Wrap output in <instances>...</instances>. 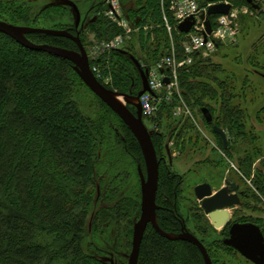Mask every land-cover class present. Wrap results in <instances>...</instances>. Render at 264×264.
<instances>
[{
    "label": "trees",
    "instance_id": "obj_1",
    "mask_svg": "<svg viewBox=\"0 0 264 264\" xmlns=\"http://www.w3.org/2000/svg\"><path fill=\"white\" fill-rule=\"evenodd\" d=\"M28 1L0 3V21L17 27L30 23L37 14ZM135 2L142 19L137 26L138 51L144 60L126 50L91 60V67L97 65L104 78L112 79L111 85L98 80L105 88L131 97L143 90L142 69L135 60L142 71H148L166 57H175L177 62L184 58L183 34L175 29L169 34L161 0ZM233 3L253 10L247 0ZM104 6L105 2L95 6L98 18L85 29L72 25L60 31L79 37L89 54L88 34L102 42L123 32L104 16ZM168 17L172 21L171 14ZM152 25L150 32L144 31ZM27 38L35 45L79 52L70 39L43 34ZM252 60L256 69L247 72L243 85L237 86L235 71L230 82L219 76L222 64H209L210 60L196 55L192 65L178 70V90L171 102L163 100L159 113L150 120L158 129L152 136L160 161L158 228L165 235L179 236L185 225L205 246L213 264H227L225 256L239 257L222 243L229 229L219 236L194 195L186 194L195 178L206 179L197 187L222 182L228 171L235 174L244 189L241 211L254 214L235 221L255 224L264 236V155L259 134L247 126L250 110L243 106L244 101L258 97L247 95L250 88L256 92L252 78L264 83V73L257 69L264 68V62ZM87 95L94 99L92 116L79 104ZM180 105L193 118L184 114L175 119L173 112ZM203 109L213 116L212 124L205 122ZM263 113L264 107L257 111L258 117ZM214 127L226 132L228 147ZM167 143L172 145L171 153H178L177 159L187 165L183 175L168 162ZM145 164L132 132L88 89L74 63L27 49L0 32V264H106L100 259L99 244L88 238L111 223L119 240L125 239L132 251L134 226L141 216L139 168L146 174ZM185 203L187 219L182 213ZM139 264L206 263L195 245L167 238L149 225Z\"/></svg>",
    "mask_w": 264,
    "mask_h": 264
},
{
    "label": "water",
    "instance_id": "obj_2",
    "mask_svg": "<svg viewBox=\"0 0 264 264\" xmlns=\"http://www.w3.org/2000/svg\"><path fill=\"white\" fill-rule=\"evenodd\" d=\"M264 1V0H263ZM247 2L254 8L259 9L253 0ZM230 11L229 6H216L208 11V16L227 15ZM204 18V17H203ZM194 25L193 20H189L178 27L180 33L188 34ZM207 33L211 34V23H206ZM0 32L9 36L21 46L38 52H45L55 55L61 59L71 61L75 64V71L78 73L88 89L97 96L109 109L112 110L132 132L138 141L145 157L146 174L139 168V177L141 182V216L134 226L132 251L129 264H139V257L142 242L149 225H152L158 232L170 239L184 240L195 245L202 253L206 264H213L205 246L194 238L191 234L172 237L162 233L157 225V193L160 181V161L153 143L152 135L148 131L144 120L143 112L139 101L147 92L151 93L149 88L147 73L141 70L143 80V90L137 97L113 93L105 88L94 75L88 54L79 37H75L66 31H53L45 29H31L17 27L0 21ZM29 34H43L55 37L70 39L79 47V52L53 47L49 45H35L28 40ZM136 65L141 68L140 63L135 60ZM169 79L164 80L168 85ZM115 96L125 98L126 104H121ZM128 106L133 107L136 113H132ZM204 119L208 124L213 123V116L207 109L202 110ZM214 132L218 134L225 147H228V138L224 130L214 127ZM240 188L229 183L226 188L217 193L208 184H202L195 188V196L202 204L205 214L208 216L211 225L218 231L223 230L231 221L229 209L233 210L241 206L238 196ZM228 247L235 249L243 258L252 264H264V236L261 229L253 224H234L230 230V238L224 241Z\"/></svg>",
    "mask_w": 264,
    "mask_h": 264
},
{
    "label": "rangeland",
    "instance_id": "obj_3",
    "mask_svg": "<svg viewBox=\"0 0 264 264\" xmlns=\"http://www.w3.org/2000/svg\"><path fill=\"white\" fill-rule=\"evenodd\" d=\"M18 1L21 4L23 0ZM135 1L137 0H124L123 3V11L126 14V18L128 19L132 32L127 33L123 29H121L123 31L122 34L116 36L115 38L109 41L102 42L96 40V37L91 34L87 35L89 43H91V47L89 48V54L95 56V53L98 51V57L95 56L96 59H92L93 62H97L101 57H103V55L109 54L113 51L122 50L129 51L132 54L134 53L137 57H140L142 58V60H144L142 53L138 51L139 39L137 38V36L139 34V31L137 26L139 25L142 19L140 15V7L136 6ZM253 1L256 3L257 6H261V9L253 8V10H251L247 6H239L240 8L246 7L247 13L242 14L238 21L239 27L241 29V33L238 37V42L234 45H223L215 53L211 54L208 58H206L207 60H210L209 64H222L224 71L219 74L221 78H227L228 81L233 82L234 76L231 71H235L237 73L236 76L239 78V82L235 79V82L233 83L237 86L243 85L247 72L256 69L255 67H257V64H255L252 59H257L258 61L264 62V3H262L263 0ZM6 2L7 0H0V3ZM28 2L31 3V7L32 9H34V12L35 14H37V16L30 23L23 24V28L60 31L61 29L72 25H76V29H85L87 25L91 24L98 18V13H96V9H94L95 6L102 2L106 3V0H29ZM45 8L48 9L47 12L44 13L42 16H38L40 12ZM104 8L106 11L107 6H104ZM19 21L20 20H18V22L16 23H19ZM150 28H154L153 25L149 28L145 27L144 31L150 32ZM119 36H122L125 40L124 44L120 47V49L105 52H102L100 50V48H104L105 43L112 42ZM256 46L258 48L255 50ZM136 51H138V53ZM95 67L100 73V79L104 80L106 85H111L112 79L110 77L104 78L98 66L96 65ZM141 69L143 70L142 67ZM257 69L264 73V68L258 67ZM252 82L253 85L251 84V87H254L256 92L253 90V88H250L247 95L249 96V98H252L255 95H257L258 97L256 101H251L250 99L247 100V102L244 101L243 106L247 105L250 110V112H247V116H249L247 126L248 128H255V131L257 132V134H259L261 139L260 144L262 145V154L264 155V113L259 115L260 118L257 114V111L264 107V83L254 78H252ZM111 92L118 93L116 91ZM93 100L94 99L92 98V96L87 95L86 99L79 103L81 109L90 113V108L95 107ZM157 106L158 114L160 111L161 103ZM61 113L63 112L61 111ZM90 114L92 116V113ZM60 115L59 119L62 118ZM173 116L175 119H179L181 117H176L175 111L173 112ZM185 116L186 115H184V117ZM112 122L114 123L113 119ZM148 124L150 126H155L151 122H149ZM203 128L204 126H202V129ZM203 130L206 131V129ZM118 131L122 132V130L120 129H118ZM169 145H171V143ZM173 164L174 170L179 174L183 175L185 171H187V165L181 162L180 159L176 158ZM231 178H233L232 180L239 181L238 177L235 176V174H232ZM195 180L196 178L193 180V183L190 184V188H187L186 190V194L189 196L190 194L194 195L196 185L200 182H204L206 179H202L199 181ZM187 211L188 204L185 203L182 207V213L185 217H187ZM239 215L241 216L254 214L245 211L239 212ZM261 217L264 218V213H262ZM170 236L177 237L176 235ZM88 241H93L97 243V245L99 244L103 251V254L101 255L100 259L106 264H129L131 250H129V248L127 247L125 239L122 238L119 240L114 223H111L109 226H104L102 232L96 233L95 235L93 234L91 238H88ZM225 259L227 261V264H252L245 261L243 258L239 260L225 256Z\"/></svg>",
    "mask_w": 264,
    "mask_h": 264
},
{
    "label": "built area",
    "instance_id": "obj_4",
    "mask_svg": "<svg viewBox=\"0 0 264 264\" xmlns=\"http://www.w3.org/2000/svg\"><path fill=\"white\" fill-rule=\"evenodd\" d=\"M106 6L105 17L125 32H132L123 11V0H106ZM216 6H230L231 9L227 15L209 17V9ZM161 7L165 27L169 34L172 35L174 29L179 32L178 27L189 20H193L194 25L188 34H183L181 41L184 51L183 60L177 62L175 57H166L148 70L149 88L153 94L146 93L139 102L143 116L150 120L157 114V105H160L163 100L171 102L174 90H178V70L184 66L192 65L196 55L206 59L215 53L219 46L236 44L241 33L239 18L242 14L247 13L246 7L240 8L233 3V0H161ZM168 14H171L172 21ZM208 20L211 23V34L207 33L206 23ZM124 42V38L119 36L114 41L105 43L104 48L102 47L100 50L102 52L118 50ZM97 54L98 51L95 53L96 57H98ZM95 56L91 55V58L96 59ZM93 71L98 78L101 77L96 67ZM165 79H169L168 85L164 84ZM162 93L165 94L162 96ZM182 107L185 105H180L176 109V117H179L183 112ZM153 130H157L155 126Z\"/></svg>",
    "mask_w": 264,
    "mask_h": 264
},
{
    "label": "flooded vegetation",
    "instance_id": "obj_5",
    "mask_svg": "<svg viewBox=\"0 0 264 264\" xmlns=\"http://www.w3.org/2000/svg\"><path fill=\"white\" fill-rule=\"evenodd\" d=\"M262 3H264V1L262 2ZM260 9H261V6H260ZM262 77H264V75L262 76ZM178 108V107H177ZM176 108V109H177ZM176 109H175V111H176ZM182 110H183V112L181 113V115L180 116H183L184 114L186 115V116H191V113H190V111H189V109L185 106V107H182ZM188 111V114H187V111ZM192 117V116H191ZM204 117V116H203ZM205 122H206V120H205ZM207 123V122H206ZM208 124V123H207ZM156 127V126H155ZM156 129H157V127H156ZM158 130V129H157ZM157 130H155V133H156V131ZM225 132V131H224ZM153 134H154V131L152 132ZM226 133V132H225ZM227 135V134H226ZM228 138V137H227ZM224 143V142H223ZM228 143H229V140H228ZM172 148V145H166V150H167V158H168V162L170 163V165H172L173 163H174V161H175V159L178 157V153H174V154H172L171 153V149ZM174 158V159H173ZM159 159V158H158ZM181 175V174H180ZM229 176V177H228ZM233 178H231V174H230V172L228 171L227 172V174H226V176L223 178V180H222V182L221 181H218L217 183L216 182H211V183H203V184H208V185H210L211 187H212V189H213V192L214 193H217L218 191H220L221 189H223V188H226L227 187V185L229 184V183H232V184H235V185H237L239 188H240V190H239V192H238V196L240 197V201H241V206L239 207V208H236V209H233V210H231V209H229V212H230V215H231V221L229 222V224L223 229V230H220V231H218V230H216L213 226V228L218 232V235L220 236L221 235V233L224 231V230H226L227 228L229 229L228 230V236L226 237H222L221 238V240H222V243H223V245L225 246V247H227V248H230V249H233V248H231V247H228V246H226L225 244H224V241L225 240H227V239H229L230 238V230H231V227L234 225V224H240V225H245V224H250V223H239V222H236L235 220L237 219V218H239L240 217V215H239V212H242L241 211V207H242V203H243V199H242V195H243V192H244V189H243V185L241 184V182L240 181H236V180H232ZM200 185H202V184H200ZM199 186V185H198ZM194 198H195V200H196V203L198 204V206H199V208L200 209H202V211H203V213H204V215L208 218V216L205 214V212H204V210H203V208H202V204L197 200V198H196V196H195V192H194ZM241 214V213H240ZM184 216V215H183ZM233 216V217H232ZM242 216V215H241ZM184 218H186L185 216H184ZM187 219V218H186ZM208 220H209V218H208ZM210 222V221H209ZM211 224V223H210ZM253 225H255V224H253ZM188 234H191V233H189V231L187 230V228H186V226L185 225H183V227H182V233H181V235H188ZM181 235H179V236H181ZM192 235V234H191ZM193 236V235H192ZM178 237V236H177ZM194 238H196L195 236H193ZM197 239V238H196ZM198 240V239H197ZM237 254H238V257H239V260L240 259H242L243 257L235 250V249H233ZM245 261H247L245 258H243ZM247 262H249V261H247ZM250 263V262H249Z\"/></svg>",
    "mask_w": 264,
    "mask_h": 264
},
{
    "label": "bare ground",
    "instance_id": "obj_6",
    "mask_svg": "<svg viewBox=\"0 0 264 264\" xmlns=\"http://www.w3.org/2000/svg\"><path fill=\"white\" fill-rule=\"evenodd\" d=\"M115 98L117 99V101L121 104H124L125 103V98L122 97V96H115Z\"/></svg>",
    "mask_w": 264,
    "mask_h": 264
},
{
    "label": "crops",
    "instance_id": "obj_7",
    "mask_svg": "<svg viewBox=\"0 0 264 264\" xmlns=\"http://www.w3.org/2000/svg\"><path fill=\"white\" fill-rule=\"evenodd\" d=\"M258 227V226H257Z\"/></svg>",
    "mask_w": 264,
    "mask_h": 264
}]
</instances>
